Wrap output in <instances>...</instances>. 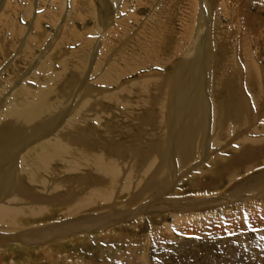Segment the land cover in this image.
<instances>
[{
	"label": "bare ground",
	"instance_id": "bare-ground-1",
	"mask_svg": "<svg viewBox=\"0 0 264 264\" xmlns=\"http://www.w3.org/2000/svg\"><path fill=\"white\" fill-rule=\"evenodd\" d=\"M50 1L53 5L63 4L64 9L65 0ZM83 1L90 3L89 0H71L70 5L77 9V5L83 7ZM195 1L198 3L190 0V4ZM38 2L44 4L43 0ZM99 2L105 9L109 6L108 0ZM7 3L6 10H17L18 6L9 7ZM162 9L166 8L163 6ZM61 10L55 11L59 13ZM161 10L159 16L155 12V17L151 14L154 24L139 28L135 41H129L128 18H120L115 31L111 29L113 33L109 30L101 38L104 40L111 34L102 46L105 55L115 45L118 49L107 57L111 60L104 73H98L96 81L115 86V90L90 86L92 82H86L87 76L81 81L74 75L64 77L65 72L56 68L51 71L48 63L55 56L54 48L50 47V50L46 44L45 59L40 56L43 53L38 55L42 57V64L28 79L33 84L25 79L29 76L25 77L24 85L15 86L17 89L12 87V92L4 97L8 88L14 86L16 76L13 74L17 71H11L0 80V252L14 245L12 252L16 257L9 261L2 259L3 263L59 264L56 244L71 240L73 248L75 242L81 243L82 232L103 226L120 228L123 225L118 224H124L122 222L126 219L165 211L166 220L165 217L157 218V224L152 225L146 236L129 235L127 231L122 233L125 229L119 231L121 234H109L115 240L131 241L130 245L122 244L124 251L121 247V252L112 254L108 250L110 247L107 252L101 250L103 256H95L93 263L84 257L75 259L72 252L71 260L65 264H157L150 260L151 254L160 253L163 256L160 264H186L188 259L185 263H174L172 257L165 256L188 251L186 238H192L191 235L199 237L206 251L202 257L200 252L191 254L197 255L193 258L199 264H264V137L261 136L264 129L254 125L264 114V86L257 78L260 76L263 83L261 73L257 75L256 61L252 54H247L244 59L247 60L245 84L251 93L250 99L242 86V67L237 65L238 69L233 68L231 73V61L226 52L229 50L231 54L232 44L217 35L212 37V25L205 27L202 17L195 23L194 11L190 14L193 25L185 26L184 32L173 33V29L167 28ZM54 12L48 10L46 15L52 16ZM42 15L35 18L28 38L24 40V51L22 49L21 56L18 54L26 66L29 63L26 59L32 61L35 48L44 41L39 33L47 34L46 29L41 30L43 26L40 25V29L38 26ZM106 17L110 23H115L116 19L112 22L114 19L109 15ZM10 23L0 22L3 25L0 31L2 28L12 31L10 38L0 42L3 51L13 46L15 38L21 39L25 31L16 24L9 27ZM64 23L57 32L61 37L58 42L80 40V36L75 35L74 25L69 29L68 21ZM53 38L57 41L56 37ZM87 41L83 40L84 47H79L82 55L77 62L74 61L73 68L72 61L70 70L81 74L85 70L83 67L87 66L90 47L93 50ZM77 52L75 57L80 55ZM168 58L174 59L173 63L168 61L173 69L168 74L158 69L126 79L141 68L163 65ZM55 61L57 63V59ZM80 81L81 89L86 87L78 94ZM222 87L227 88L226 95H218L217 90ZM251 102L258 105L252 106ZM123 135L126 136L125 143L122 142ZM232 140L236 147L231 148L226 156L212 157L206 169L198 170L200 160L204 162L220 151L213 146L225 142L231 145ZM189 168L198 171L188 180L186 188L199 191L197 194L201 196L183 200L165 198L169 184ZM65 171L69 174L62 178L61 173ZM72 181L77 185L73 187ZM42 191L44 194L48 191V195H42ZM117 194L122 195L121 202L116 200ZM59 196L60 199L53 202ZM239 201L249 205L231 210ZM47 216L52 217L47 220ZM243 216H246L245 229L242 228ZM57 218L59 220L55 222ZM221 218L231 224L227 232L218 233L214 229L221 223ZM142 224H134L127 230L136 232ZM233 225H237L236 228ZM250 226L257 228L255 234L251 233L254 235L248 231ZM78 235V239H71ZM159 243H163L162 248L158 247ZM169 245L171 250L161 252ZM208 256L212 259L209 260ZM197 257L203 260L199 262Z\"/></svg>",
	"mask_w": 264,
	"mask_h": 264
},
{
	"label": "rangeland",
	"instance_id": "rangeland-1",
	"mask_svg": "<svg viewBox=\"0 0 264 264\" xmlns=\"http://www.w3.org/2000/svg\"><path fill=\"white\" fill-rule=\"evenodd\" d=\"M10 1L11 2H9V0H0V22H3V23L11 22L9 24V27L11 26V24H16L17 27H19V26L21 27L22 26L21 28L24 29L25 31H24V34L21 36V39L19 37H18L19 39L15 38L14 41H15L16 45L14 44V41H13L12 45L15 46V48H13V46H11L10 48H8V49H6L4 51L0 50V52H1L0 53V63L2 62V64L0 65V80L4 76L8 75V73H10L11 71H14V72L17 71L13 75H15L17 80H18L17 81L16 78H15L14 82L12 83V84H14V86L12 85L10 88H8L9 90L6 91L4 97H7V93L9 95V93L12 92L13 88L17 89V87L15 88V86L24 85V83H26V82L23 81V78L29 76L28 78H25V79L28 80L30 78V76H32L34 74L32 72L36 71V69L38 70L39 65L42 64V57L45 56L44 55L45 54L44 52L46 51L45 50V48H46L45 44L47 46H49V49H50V47L54 48L52 50H54L53 54L55 56L52 55V57L54 56L53 58H50V59H52V60H50L52 62L48 63V66L52 67L51 71H54L55 68H56V70H61V71L65 72V74L63 75L64 77H67V76L68 77H70V76L72 77L74 75L75 77L80 78L81 81L85 80L83 78H85L87 76L86 82H88V83L92 82L90 84V86L94 85L93 87H95V88L96 87H101L104 90H106V89L107 90H115V86H110V85L103 84V83H99L98 84L97 81H96V79L98 77V73L99 74L102 73V72L104 73L105 68L108 66V63L111 60V59H107V57H109V55H111V54L113 55V53L116 52L117 49H118V47H117L118 45H115L117 48L114 46V48L110 49L109 52L105 55V53L102 52V50L104 48L102 46H105L104 43H105V41L108 40V38L110 37L111 34L108 35L107 37H105V39H107V40L104 39L105 41L102 40L104 38V35L109 30L111 31V29H113V31H115V28L117 27V24L120 21V18L121 19L122 18H128L127 22L128 21H130V22H128L127 31H129V41H132L136 37L135 34L137 33V31L139 33L140 29L142 27H144V25H146V24H151V25L154 24V22H153L154 17H155L154 12H155V14L158 13L159 10H161V8L163 6L166 9H162L161 10V16H162V18L163 17L165 18V22L167 24V28L173 29V31H172L173 33H174V31L175 32H184V31H186L185 30V26H189L191 24L193 25V19H196V20H194V22L196 21L195 23H197L200 20V18L202 17L203 20H205L204 21L205 27H209V26L212 25L213 34H214V35L212 34V37L217 35V37H219L220 39H223V40L226 39L227 41L230 42V44H232L231 45V54L229 53V50L226 52V55L228 56V59L231 61V73H232L233 68L236 67L238 69L237 65H240L239 67H242L241 68V70H242V74L241 75L243 76V82H242L243 85L242 86H243V89L245 88L244 92H246L248 94V96H250V99H251V93L247 90L248 88L246 87V84H245V82H246L245 74H246V69H247V60L244 61V59H246L247 54H250V55L252 54V56L254 57V59L256 61L255 65L257 66V69H258L257 70V75H258V72L261 73V77L263 78V83H264V0H208V1L197 0L198 3L195 1L196 3L193 2V4H190L191 3L190 0H147V1L146 0H114V1L108 0V5L109 6H107L106 9H105V6L103 4L101 5V2H99V0H89L90 1V3L88 2L89 4L87 2L83 1V7H82V5H79L80 7L77 5L76 6L77 9H79L78 11H77V9L75 7H74L75 9L73 7H71L72 6V5H70V3H71L70 1L71 0H65L64 9H63V4H59V2H58L57 4H55L56 5V7H55V5H53L50 0H43L45 5L42 2H38V0L32 1V3L35 2L34 4L31 3V0H19V1L17 0L16 2H15V0H10ZM5 2L6 3L8 2L7 5H10L9 7L18 6L17 10L14 11L11 8H10L11 10L10 9L6 10L7 8H6V3ZM14 3H16V4H14ZM85 3H87V5ZM31 4L33 6H31ZM136 4H137V6H136ZM24 8H27V9H24ZM80 9H82V10H80ZM88 9H90V10L88 11ZM108 9H110V10H108ZM202 9H203V11H202ZM4 10H6L7 12L4 11ZM25 10H29V11L25 12ZM48 10H50V11L52 10V12H54L55 10H57V11L61 10V11H59V13L57 11H55L56 13L54 12V15H56L58 13V15L60 14V16L52 15L53 16L52 17L51 14L50 15H46ZM72 10H74V11H72ZM9 11H11V12L8 13ZM101 11H103V12L101 13ZM192 12L196 13L195 17H194V15H192L193 19H191V15H190V14H192ZM2 14H3V16H2ZM42 14H44V15H42ZM106 14L109 15V17H111L112 19H114L112 22H114L115 19H116L117 22L115 21V23H110V21L107 20V17H106L107 15ZM8 15H9V17H8ZM39 15H42L41 22L40 23L38 22L39 23L38 24L39 29H40L41 26H43V27H41V30H43V29L45 30L46 29V31L47 30L48 31L47 32L45 31V33H47V34L39 33L40 36L43 37V38H41V41H42V39L44 41L39 46V48L38 47L35 48V58L32 59V61L29 58L26 59L29 62L27 64V66H26L25 62L20 59V56L22 54V49L24 51V46H25V41L24 40L28 38L29 30H30V28L32 26V23L34 24L35 18L38 17ZM159 15L160 14L158 13V16ZM10 16H11V18H10ZM43 16L45 18H43ZM46 16L48 18L50 16V18L48 19ZM72 17H73V19H72ZM104 17H105V19H104ZM56 18H58V19H56ZM134 18H135V20H134ZM186 18H188L189 20H186ZM53 19L55 20V22L54 21H52L53 23L50 22ZM101 19L102 20L104 19L105 21H102ZM212 20H213V22L214 21L215 22L213 23ZM65 21H68L69 29H70V27L72 28V26L74 25L73 26V30H75V33H76V34L75 33L74 34L76 36L77 35L80 36V40L78 39L79 37H77L78 41L76 40L75 42H73V41L66 42V43L64 42L63 44L58 42V39L61 38V37L58 35L57 32L62 27V25L65 24L64 23ZM108 22L110 23V25H108L109 24ZM115 24H116V26L114 27ZM0 26H3V25L0 24ZM109 26H111V27H109ZM217 26H218L219 29L217 28ZM11 32H12L11 29L10 30H6V28H4V29L2 28L1 31H0V33H2L0 35V42L2 40H4V39L10 38ZM80 32H81V35H79ZM118 32H119V30L116 29L117 35H118ZM48 33H50L51 35L50 34L48 35ZM138 33H137V35H138ZM131 35H133V36H131ZM53 37H56L57 41H53L54 40ZM125 38H126V36H125ZM172 39H173V36L171 37V40ZM83 40H88L87 41V43H89L88 45L89 46L92 45V48H93V50H92L91 47H90V50H89L90 52H88V55H87L88 57H87L86 64H85L87 66L83 67V68H85V70L83 69L84 75H83V73L81 74L78 71H75L73 69H71V70L69 69V68H71L72 61H73V65H72V68H73L75 66L74 63L77 62V60L82 55V53H81L82 52L81 51L82 48L80 49L79 47H84L83 46ZM92 40H94V41H92ZM45 41L47 43H45ZM50 42H51V45H50ZM52 42H53V44H52ZM56 42L59 43V45L63 49L62 48L60 49L59 45H57L55 47L52 46L54 44L56 45L57 44ZM94 42H95V44H94ZM42 47H43V49H42ZM56 47H59V48H56ZM100 48H101V50H100ZM76 49H79V50H76ZM40 50H41V52H40ZM9 51H10L11 54L9 53ZM20 51H21V53H20ZM79 51H81V52H79ZM76 52H77V54H80V55H76L77 59H76V57L74 55V53H76ZM98 52H100V53L98 54ZM244 52L246 54H244ZM70 53L73 54V55H71ZM18 54H20V56H18ZM39 54H42V55H40V56H42L41 58H40V56H38ZM6 56H7V58H6ZM243 56H244V58H241ZM67 58H69V59H67ZM35 59H36V61H34ZM55 59H57V63H56ZM94 59H96V60L98 59V60L96 61ZM58 60H60L59 61L60 64H59ZM169 60L172 61V63L174 61V59L168 58V60L163 65H158L157 64L158 66H155V67L151 66V67L141 68L138 71H136L135 73L130 74L129 76H127V78L126 77L125 78L126 79H130V78L138 76L140 72H143V71L144 72H149L151 70H158V69H159V72H164L165 74H168L170 71H173V69L171 68V64L172 63H168ZM236 60L238 61L237 63L235 62ZM43 61L45 62V60H43ZM61 61H63V62H61ZM66 61H68V62L66 63ZM175 61H176V59H175ZM99 62H102V63H100L101 66L98 65ZM64 63H66V64L64 66H62ZM95 63H96V65H95ZM68 64H70V65L67 66ZM95 67H96V69H95ZM84 71H86V72H84ZM94 71H95V73H93ZM243 72H244V75H243ZM49 73H51V72H49ZM77 73H79V74H77ZM45 74H48V73H45ZM45 74H44V76H45ZM90 76L92 77V79H91ZM257 78L259 79L260 84L264 86L260 76H257ZM32 81H34V80H32ZM75 81L77 83L78 79H76ZM81 81L79 82V85H77V86H79L78 87L79 88L78 94L81 93L85 89L84 87H86V85H85L81 89V87H80L81 86ZM28 82L32 83L31 80H28ZM240 82H241V80H240ZM27 85H30V84H27ZM87 85H89V84H87ZM238 85L240 87L239 83H238ZM240 89H241V87H240ZM101 92H103V90H101ZM217 93H218V95H220L221 93H222V95H226L227 88L224 89L222 87L219 90H217ZM251 104L253 106L254 103L251 102ZM254 105H258V104L256 103ZM261 115L259 116V119H257L255 121L254 125L259 126V127L261 126L260 128L264 129V124H263L264 123V114L262 113ZM147 117H148V115H147ZM122 121H124V120H122ZM261 136L264 137V132H263V134ZM121 138H123L122 142L125 143L126 136L123 135V136H121ZM227 144L228 143L225 142V143L219 144L218 146H215V147L213 146V148H215V149L219 148L220 151H217L215 153L213 152L214 154L210 158L204 159V162H203V160L202 161L200 160V163H199L200 165L198 167V170L201 169V168H205L206 169L207 162H209L212 157H224V156H226L229 153L231 148H234V146L236 147V144H235V142L233 140L231 141V145L230 144L227 145ZM200 152H201V150H200ZM200 155H201V157H203L202 152L200 153ZM261 167H263V166H261ZM198 170L196 168L195 169L194 168L193 169L189 168L184 173H183V170H182L181 173H183L185 176L182 174L181 175L182 177L181 176L180 177H176V179H174L172 181L173 183L169 184L170 188H168L167 191H166V194H164L165 198L170 197L171 199H175V200H178V199H182L183 200V198H185V197H194V195L197 196L198 195L197 193L199 191L198 192L197 191H193L192 189L191 190L190 189L187 190V188H186L187 184L186 183L188 182V180H190L192 178L191 176L194 175L193 173H196V171H198ZM67 174H69V173L66 172V171L61 173L62 178H64ZM72 183H73V187L77 185V183L74 182V181H72ZM223 188H224V186H223ZM223 188H221V189H223ZM229 191H228V193L231 194V190H229ZM57 192L62 193V191H60V190H57ZM86 193H87V191H86ZM45 194L48 195V191L45 192ZM45 194L42 191V195H45ZM65 194H69V193L66 192ZM198 196H201V195H198ZM60 197L61 196H59L58 198L57 197L54 198L53 202L56 201L57 199H60ZM116 200L118 202H121L123 200L122 199V195L121 194H117ZM244 205H249V204L248 203H242L241 201H239V204L237 206L231 207L230 209L231 210L233 209L235 211L238 207L239 208H241V207L245 208ZM251 207H253V206H251ZM155 215H157V216H155ZM216 215H218L219 217L221 216L220 214H217V213H216ZM52 216H54V215H52ZM52 216H47L46 219L48 220ZM161 217L162 218L165 217V220H166V212L165 211L163 213L162 212H157L155 214L146 213V214H142L141 216H138L137 218L126 219L124 222H122L124 224H121V223L118 224V225H121V226L123 225V227H120V228H116V227L115 228H107V227L103 226L102 228H95V229H91L90 231L82 232L80 234V235H82V236H80L81 237V243L78 244L77 242H75L74 243V247L75 248L74 247L72 248L73 241H71V240H69L68 242H65L66 244L63 242L62 244H56L55 245L57 256L59 258L58 263L59 264H65V263H67L68 260L70 261L72 252L75 253V254H73L75 259L76 258L78 259V257L80 259H82V257H84L87 260L90 259L88 262L93 263L94 257L98 256V255H102L103 256V254H101L102 251L105 250V252H107L106 250L109 247L110 248L108 250L111 251V254L112 253L121 252L122 250L124 251V249H125L124 246L130 245L131 241L123 242L122 240L121 241L120 240H115L114 238H112V236H114V235H116L118 233L121 234V232L124 231L123 229H125V231L122 232V233H125L127 231L126 233L129 232L128 233L129 235H134V233H138L140 236H141V234L143 236H146V235L149 234L150 229L152 228V225L155 226L157 224L155 220H158L157 218L162 219ZM66 218L67 217H65L63 219H66ZM58 220L59 219L57 218V220H55V222L58 221ZM223 220L224 219L221 218V223L219 222L217 224L218 227L215 228L214 231H217L218 233L221 232V231H226V232L228 231V226L231 224V221L226 222L225 220L224 221ZM234 220H236V219L234 218ZM169 221H170V219H169ZM241 221L243 223V227L242 228L245 229L246 216L245 217L243 216L241 218ZM44 223H46V222H44ZM134 224L135 225L142 224L143 226H141L142 228L140 227V229L138 231H136V232H135V230H132V231L127 230L128 228L132 227V225H134ZM160 226H162V225H160ZM233 226H234V228H236L237 225H233ZM246 227H247V225H246ZM109 229H111V230L113 229L112 232ZM256 229L257 228L254 229V227H251V230L249 228L248 231H249L250 234L251 233L255 234V232H256L255 230ZM119 231H121V232H119ZM130 232H131V234H130ZM109 234H111L112 236L109 235ZM254 234H251V235H254ZM88 236H89V238H88ZM108 236H110V237H108ZM77 237H79V235L75 236V238L73 237L71 239H78ZM95 237H99V238L95 239ZM102 237H104V239H102ZM105 237H107V238L105 239ZM191 237L192 238H186L188 240V242L185 245H186V249H188V251L184 250L180 254H179V251H177L172 256H170L169 254H166L165 257H172L173 258L172 261L174 263H181V262L185 263V261L188 259V261H187L188 263H186V264H199L195 260V258H193V257H195L197 255L191 256V254L194 253V252H200L201 254L199 256L202 257V254L206 253V251L204 252L205 248H204L202 242L199 240L198 236L191 235ZM191 241H192V243H191ZM117 244H118V246H117ZM168 244H167V246H168ZM84 245H86V246L84 247ZM162 245H163V243H159L158 247L162 248ZM170 245L166 249L163 248L161 252H164V250H165V252H167V250H169L171 248ZM13 247H14V245L8 247L7 248L8 250L0 252V264L3 263L1 261L2 259H7L8 261L11 258H15L16 259L15 255H13V252H12L13 251ZM82 247H84V248H82ZM120 247H121L122 250L120 249ZM58 252H60V254H58ZM66 252L68 254H66ZM185 252H186V254H184ZM61 254L64 256L63 258H60V256H62ZM182 254H184V255H182ZM181 255H182V257L180 259ZM105 256L109 257V256H112V255H108V256L105 255ZM152 256L153 255L151 254V258H150L151 261H156L157 264L162 263V260H163L162 257L163 256H162L161 253L160 254H155L153 257ZM69 257H70V259H69ZM106 257H103V259H106ZM207 258L209 260L212 259V258H210V256H208ZM197 260H199V262H200L203 259L202 258L200 259V258L197 257ZM17 262H18V264H29L30 263V261H25L23 263H20L19 261H17ZM3 264H6V263H3Z\"/></svg>",
	"mask_w": 264,
	"mask_h": 264
}]
</instances>
